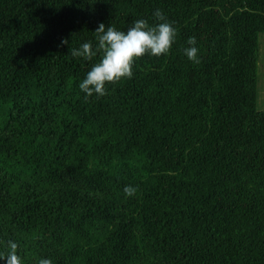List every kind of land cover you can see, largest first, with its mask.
Here are the masks:
<instances>
[{
	"label": "trees",
	"instance_id": "16d2710c",
	"mask_svg": "<svg viewBox=\"0 0 264 264\" xmlns=\"http://www.w3.org/2000/svg\"><path fill=\"white\" fill-rule=\"evenodd\" d=\"M156 9L176 29L168 54L84 99L98 57L71 49L100 23L154 24ZM263 33L264 0H0V251L17 242L22 264H264Z\"/></svg>",
	"mask_w": 264,
	"mask_h": 264
},
{
	"label": "clouds",
	"instance_id": "9594fccd",
	"mask_svg": "<svg viewBox=\"0 0 264 264\" xmlns=\"http://www.w3.org/2000/svg\"><path fill=\"white\" fill-rule=\"evenodd\" d=\"M153 17L156 21L154 24H149L145 19H136L126 31L100 23L94 31L95 43L85 41L71 49L73 58L89 61L98 57L78 84L84 99L103 97L106 95V85L130 79L136 59L145 55L159 58L168 54L175 42L176 29L160 9L153 12ZM60 43L68 45L69 42L61 39ZM186 44L184 56L191 62L199 63L195 37H189ZM123 191L126 196H131L136 190L125 186ZM17 249V242L8 240L6 251H0V264H22ZM39 264H52V261L42 258Z\"/></svg>",
	"mask_w": 264,
	"mask_h": 264
},
{
	"label": "rangeland",
	"instance_id": "374dc122",
	"mask_svg": "<svg viewBox=\"0 0 264 264\" xmlns=\"http://www.w3.org/2000/svg\"><path fill=\"white\" fill-rule=\"evenodd\" d=\"M260 45H261V48H262V46H264V33L260 35ZM261 58L264 60V47H263V49H261ZM259 76L264 80V71ZM263 93H264V91L260 90V95ZM260 102L264 108V99H261Z\"/></svg>",
	"mask_w": 264,
	"mask_h": 264
}]
</instances>
